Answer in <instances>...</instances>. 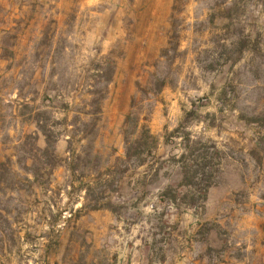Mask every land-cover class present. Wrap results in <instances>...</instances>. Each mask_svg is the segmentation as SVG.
<instances>
[{
  "label": "rangeland",
  "instance_id": "374dc122",
  "mask_svg": "<svg viewBox=\"0 0 264 264\" xmlns=\"http://www.w3.org/2000/svg\"><path fill=\"white\" fill-rule=\"evenodd\" d=\"M0 264H264V0H0Z\"/></svg>",
  "mask_w": 264,
  "mask_h": 264
},
{
  "label": "trees",
  "instance_id": "16d2710c",
  "mask_svg": "<svg viewBox=\"0 0 264 264\" xmlns=\"http://www.w3.org/2000/svg\"><path fill=\"white\" fill-rule=\"evenodd\" d=\"M44 135L46 136V147L45 150L46 151H50L51 153L55 154V144L58 141V137L55 138L54 140H52L51 135L49 134V132L47 130H43ZM155 137L152 135L150 129L148 127H143L141 131H136V132H132L128 135H126V139H125V146H126V155L125 158L123 159L125 162L134 159L135 161H138V165H144L146 163V161L144 159H141L140 156L142 155V151H144L145 148H147V151L152 154V148L154 147V143H155ZM185 154H182L181 156V160H182V170L186 171L185 173L187 174V170L188 167L192 168L194 167L196 170L197 175H200V178H198V182H193L194 185H199V183H201L204 180H208L210 181L211 179V167L209 166L208 162L203 161L204 158H196L193 160V163L191 166H189V164H185V162H183V159H185ZM207 157H205L204 160H206ZM189 173V172H188ZM212 184L207 183V185L205 186V189H203V193H201V196H199V198L197 197V201H195L196 203H203L205 202V200L207 199V194H208V190L211 187ZM167 194L172 195V199L174 201H177L179 198V194L176 193H172L171 191H169ZM195 199V200H196ZM94 208H96V206H92Z\"/></svg>",
  "mask_w": 264,
  "mask_h": 264
}]
</instances>
